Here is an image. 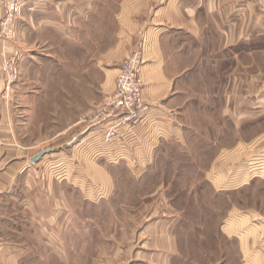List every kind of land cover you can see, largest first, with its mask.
I'll list each match as a JSON object with an SVG mask.
<instances>
[{"label": "rangeland", "instance_id": "374dc122", "mask_svg": "<svg viewBox=\"0 0 264 264\" xmlns=\"http://www.w3.org/2000/svg\"><path fill=\"white\" fill-rule=\"evenodd\" d=\"M116 9L117 0H98V13L91 18L95 31L87 22L90 31L35 33L42 43L21 64L17 89L21 94L16 91L14 97L15 104L29 108L22 110L21 137L39 145L38 153L49 150L38 162L44 174L72 187L76 218H103L105 233L112 225L127 232L147 219L176 218L174 229L182 241L185 264H238V243L222 231V224L224 218H240L241 210L264 212V143L258 144L264 140V115L258 119L256 110L250 111L247 123L240 117L246 97L241 90L262 87L257 78L258 71H264V42L226 49L221 33L210 29L207 15L200 16L208 25L200 39L176 29L168 48L178 76L179 109L175 120H169V135L162 138L149 164L126 154L113 157L114 145L85 139L95 128L79 121L109 94L97 62L101 53L92 51L102 44L106 50L116 41L118 24L108 12ZM258 14L264 18L263 10ZM81 34L88 48L69 39L73 35L79 40ZM242 62L249 63L248 70L241 71ZM245 72L250 79L243 78ZM258 99L250 94V106L257 108ZM69 123L78 125L61 143L64 137L56 136ZM244 140L249 141L248 149H240ZM233 151L232 168L242 163L243 151L249 158V174L262 177L244 188L216 191L210 170L221 164V154ZM91 162L113 175V188L88 174L84 166ZM52 258L49 262L56 264Z\"/></svg>", "mask_w": 264, "mask_h": 264}, {"label": "crops", "instance_id": "0c3cea01", "mask_svg": "<svg viewBox=\"0 0 264 264\" xmlns=\"http://www.w3.org/2000/svg\"><path fill=\"white\" fill-rule=\"evenodd\" d=\"M97 6L98 0H32L22 7L14 41L3 40L0 27V46L6 55L17 57L20 70V79L7 95L0 70V264H52V257L56 264H118L123 258L131 264H185L182 241L174 229L176 218L147 219L127 232L111 224L112 230L106 233L103 218H76L72 187L44 174L41 164L32 162L39 145L25 143L21 137L22 110L29 108L15 104L14 97L22 78L21 64L32 55L30 50L42 43L35 33L95 31L97 26L91 18L98 13ZM108 12L118 24L116 41L106 50L102 44L95 45L92 51L101 53L97 62L107 80L108 93L115 88L123 61L139 50L143 56L144 98L153 108V117L134 131L133 139L114 145L111 153L113 157H137L142 163L152 162L162 138L169 135V120L174 121L178 113V76L168 48L176 29L190 33L194 40L200 39L208 31L200 16L207 15L212 20L210 29L221 33L226 49L264 42V18L253 0H117L116 11ZM2 17L0 0V22ZM87 22H91L90 30ZM82 36L77 40V36L70 35L69 39L78 47L88 48ZM240 67L244 71L250 66L242 62ZM258 72L262 87L240 92L246 95L240 114L244 123L249 122L250 111L256 110L258 119L264 115V71ZM245 73L243 78L250 79ZM233 80L232 76L231 83ZM17 94H21L20 90ZM250 94L260 97L257 108L250 106ZM76 125H66L56 139L64 137L61 143H65ZM93 136L91 133L85 139L103 144ZM248 144L241 141L240 149H248ZM235 155L234 151L221 154V164L211 168L210 181L216 191L244 188L262 177L249 174V158L243 151L242 163L232 168ZM84 168L98 182L113 188V175L105 167L91 162ZM240 212V218L223 219L222 231L238 243V264H264V212Z\"/></svg>", "mask_w": 264, "mask_h": 264}, {"label": "built area", "instance_id": "2783aa9c", "mask_svg": "<svg viewBox=\"0 0 264 264\" xmlns=\"http://www.w3.org/2000/svg\"><path fill=\"white\" fill-rule=\"evenodd\" d=\"M29 1L32 0H1L3 17L0 27L3 40L14 41L16 22L23 5ZM253 1L260 11H264V0ZM142 66V52L139 50L132 52L119 69L113 91L102 102L81 115L79 121L81 124L97 126L92 132L94 138L113 145L126 144L133 139L131 137L134 131L153 114L152 106L144 98ZM0 70L4 81L3 92L7 95L18 82L20 70L17 57L6 55L1 46ZM118 264L131 262L129 259H122Z\"/></svg>", "mask_w": 264, "mask_h": 264}, {"label": "water", "instance_id": "95a60500", "mask_svg": "<svg viewBox=\"0 0 264 264\" xmlns=\"http://www.w3.org/2000/svg\"><path fill=\"white\" fill-rule=\"evenodd\" d=\"M49 152V150H43L41 152H39L38 154H36L33 158H32V162L35 163L37 161H39L45 154H47Z\"/></svg>", "mask_w": 264, "mask_h": 264}]
</instances>
